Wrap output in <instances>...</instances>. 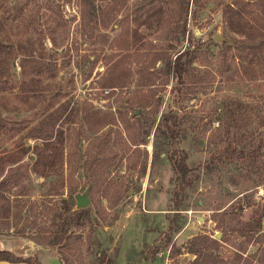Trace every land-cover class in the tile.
I'll use <instances>...</instances> for the list:
<instances>
[{
    "label": "rangeland",
    "instance_id": "1",
    "mask_svg": "<svg viewBox=\"0 0 264 264\" xmlns=\"http://www.w3.org/2000/svg\"><path fill=\"white\" fill-rule=\"evenodd\" d=\"M228 1L126 0L114 16L112 0H0V37L11 46L0 78V179L17 181L3 192L17 194L22 210L18 229L0 223V249L37 264H190L187 242L205 234L218 241L219 260L237 261L246 242L239 229L264 209V147L255 150L264 137V64L235 56L222 17ZM157 4L160 23L138 24ZM121 23L142 34L129 47L116 45ZM184 49L179 82L160 56ZM24 56L33 57L23 68ZM121 57L116 75L125 79L102 86ZM163 114L176 116L178 136ZM45 139L55 165L41 175L33 148ZM175 148L187 154L190 180L179 210ZM86 189L90 210L71 228L75 237L49 245L53 219L68 215L62 199L77 209ZM252 233L243 255L258 264L262 244Z\"/></svg>",
    "mask_w": 264,
    "mask_h": 264
},
{
    "label": "trees",
    "instance_id": "2",
    "mask_svg": "<svg viewBox=\"0 0 264 264\" xmlns=\"http://www.w3.org/2000/svg\"><path fill=\"white\" fill-rule=\"evenodd\" d=\"M125 1L126 0H112L109 9L115 13L114 16L117 14L119 7ZM193 1L196 2L198 0ZM84 13V11L81 12L83 19L85 17ZM162 13L163 8L159 4L147 6L134 19L138 21V24H143L145 27H150L153 25V23H160L162 19ZM222 17L227 28L235 34L232 42L229 43V45L234 46L236 49L235 56L238 57L241 62H247L248 64H252L254 62L264 64V0H230L225 2L222 5ZM107 23L108 22H105L106 25ZM2 26V19H0V30ZM141 35L142 34L137 30L136 27H131L128 26V24L121 23V30L114 39L116 40L117 46L122 45L121 42H125L129 47L130 41H136ZM10 47L11 46L0 37V78L3 75V63L6 59L5 56L11 51ZM190 52V50L184 49L177 53L174 59L170 58L169 56H160L166 67V73L172 74L176 78V81L182 82L186 72V64L189 61ZM30 57L33 56L23 57V61H21V66L23 68L26 65L25 62L28 61V58ZM122 65V57L113 60L111 64L107 66L104 72L105 76L102 74L103 81L100 84L102 86H112L116 85V83L118 84V82H115L114 80L115 77L125 79L126 76L124 74H120V76L116 75V71L118 68H121ZM143 84L148 85L152 84V82L145 81ZM161 123L165 127L166 131H168L169 136L172 138L178 136L179 131L177 130L178 122L176 116H166L163 114L161 117ZM157 130H159L158 127H156L155 131ZM49 142L50 141L45 139L42 145H35L33 148L35 155L33 160V170L37 173H40L41 175L52 171L55 165V159L50 151L51 145ZM263 147L264 137H261L255 150L260 151ZM255 150L251 151V156L253 157ZM186 155V152L179 148H175L171 155L175 181V187L171 196L174 210L180 209L182 196L186 188L190 185V180L187 176L189 169L186 163ZM16 183L17 181H13L10 178L8 180V177L6 176L0 179V212H2L0 215V223L6 229H18L17 225L22 212L18 195L15 194L13 195V198H10V196H6L3 192L6 190L7 185L14 186ZM69 194L72 196L71 191ZM62 206L63 212L68 213V215H58L60 216L59 223H55L56 218L53 219L55 228L51 231L48 243L49 245L57 247H67L69 245L70 240L75 237V233L71 230V228L75 224L81 223L82 218L88 215L90 210L89 207L72 210V206L67 199H62ZM254 212L257 214V217L252 221H248L245 226L238 231L239 236L243 237L246 242L244 243V246H242V249L240 250L241 252L237 251L238 259L236 262L242 259L245 264L253 263L254 255L246 254L244 256L243 253L247 251V247L253 237V235L247 236V234H253L252 231L256 230L258 238L256 242L261 243L262 245H260L261 254L258 255L255 261L258 262V264H264V241L262 237L264 234L261 230L262 218H264V209L257 207ZM259 235H261V237H258ZM187 245L188 252L195 255V259L190 264H219V262H221V264H226L222 261V259L219 260V257L213 253V251L218 247V241L208 235H195L187 242ZM203 249L204 251L209 249L208 253L203 254ZM0 261L37 264L34 261L26 260L25 258L15 255L8 249H0ZM64 264H70L67 257L64 259Z\"/></svg>",
    "mask_w": 264,
    "mask_h": 264
},
{
    "label": "water",
    "instance_id": "3",
    "mask_svg": "<svg viewBox=\"0 0 264 264\" xmlns=\"http://www.w3.org/2000/svg\"><path fill=\"white\" fill-rule=\"evenodd\" d=\"M215 38H221V35L220 34H215ZM87 193H88V189L85 190V193L82 197H77L76 199V206L77 208H84L88 205L89 203V198L87 196ZM0 264H29V263H26V262H20V263H11V262H8V261H0Z\"/></svg>",
    "mask_w": 264,
    "mask_h": 264
},
{
    "label": "bare ground",
    "instance_id": "4",
    "mask_svg": "<svg viewBox=\"0 0 264 264\" xmlns=\"http://www.w3.org/2000/svg\"><path fill=\"white\" fill-rule=\"evenodd\" d=\"M43 252V251H42ZM45 253V252H44Z\"/></svg>",
    "mask_w": 264,
    "mask_h": 264
},
{
    "label": "built area",
    "instance_id": "5",
    "mask_svg": "<svg viewBox=\"0 0 264 264\" xmlns=\"http://www.w3.org/2000/svg\"><path fill=\"white\" fill-rule=\"evenodd\" d=\"M107 91V90H106Z\"/></svg>",
    "mask_w": 264,
    "mask_h": 264
}]
</instances>
